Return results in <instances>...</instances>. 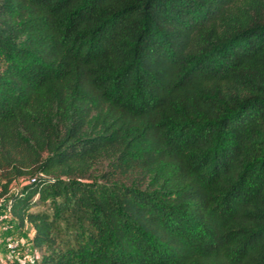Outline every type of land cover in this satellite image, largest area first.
<instances>
[{
  "label": "trees",
  "instance_id": "16d2710c",
  "mask_svg": "<svg viewBox=\"0 0 264 264\" xmlns=\"http://www.w3.org/2000/svg\"><path fill=\"white\" fill-rule=\"evenodd\" d=\"M0 180L35 264H264V0H0Z\"/></svg>",
  "mask_w": 264,
  "mask_h": 264
},
{
  "label": "crops",
  "instance_id": "0c3cea01",
  "mask_svg": "<svg viewBox=\"0 0 264 264\" xmlns=\"http://www.w3.org/2000/svg\"><path fill=\"white\" fill-rule=\"evenodd\" d=\"M10 226H0V241L9 234H20L24 236L25 242L27 243L26 251L25 253L18 259L14 260L15 264H35L36 259L39 257V255L35 252L33 249L30 238L31 233L30 230H27L26 228L23 230H20L17 227H14L13 229L9 230ZM13 231V232H12ZM0 263L1 264H9L7 262V254L4 249L3 244L0 243Z\"/></svg>",
  "mask_w": 264,
  "mask_h": 264
},
{
  "label": "built area",
  "instance_id": "2783aa9c",
  "mask_svg": "<svg viewBox=\"0 0 264 264\" xmlns=\"http://www.w3.org/2000/svg\"><path fill=\"white\" fill-rule=\"evenodd\" d=\"M32 181H34V179ZM8 219H10V209L8 208V206H5L3 212H0V224H3ZM3 244L7 254V258L11 260L20 258L26 251L27 246L25 240L17 236H7L3 240Z\"/></svg>",
  "mask_w": 264,
  "mask_h": 264
},
{
  "label": "rangeland",
  "instance_id": "374dc122",
  "mask_svg": "<svg viewBox=\"0 0 264 264\" xmlns=\"http://www.w3.org/2000/svg\"><path fill=\"white\" fill-rule=\"evenodd\" d=\"M23 183H24V181L23 180H18L16 183H15V185H14V189H18V188H21L22 187V185H23ZM0 185H1V180H0ZM0 191H1V189H0ZM4 198H1L0 197V212L4 209V207H5V202H4ZM4 226H10V228H9V230H11V229H13L15 226H14V224H11V223H9V224H4ZM29 230V229H28ZM13 232V231H12ZM7 236H17V237H20V238H24V236H23V234L22 235H20V234H9V235H7Z\"/></svg>",
  "mask_w": 264,
  "mask_h": 264
}]
</instances>
